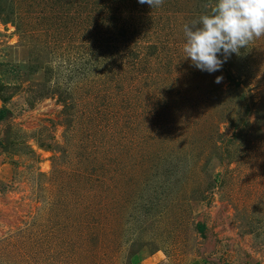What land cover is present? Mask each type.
Instances as JSON below:
<instances>
[{"label": "rangeland", "instance_id": "rangeland-1", "mask_svg": "<svg viewBox=\"0 0 264 264\" xmlns=\"http://www.w3.org/2000/svg\"><path fill=\"white\" fill-rule=\"evenodd\" d=\"M215 4L0 0V264L264 261V36L195 69Z\"/></svg>", "mask_w": 264, "mask_h": 264}, {"label": "clouds", "instance_id": "clouds-1", "mask_svg": "<svg viewBox=\"0 0 264 264\" xmlns=\"http://www.w3.org/2000/svg\"><path fill=\"white\" fill-rule=\"evenodd\" d=\"M151 9L163 0H138ZM264 36V0H216L210 13L183 25V52L195 69L209 74L222 70L254 38ZM222 76L215 78L216 83Z\"/></svg>", "mask_w": 264, "mask_h": 264}, {"label": "crops", "instance_id": "crops-1", "mask_svg": "<svg viewBox=\"0 0 264 264\" xmlns=\"http://www.w3.org/2000/svg\"><path fill=\"white\" fill-rule=\"evenodd\" d=\"M240 264H264V261H261V260H259L257 258L256 259L250 258L246 262L240 263Z\"/></svg>", "mask_w": 264, "mask_h": 264}]
</instances>
